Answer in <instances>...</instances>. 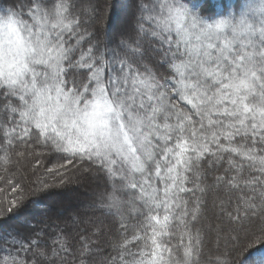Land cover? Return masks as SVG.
Listing matches in <instances>:
<instances>
[{"label":"snow or ice","instance_id":"obj_1","mask_svg":"<svg viewBox=\"0 0 264 264\" xmlns=\"http://www.w3.org/2000/svg\"><path fill=\"white\" fill-rule=\"evenodd\" d=\"M194 3L124 0L122 38L104 45L91 0L0 4V181L17 196L9 203L23 192L9 173L13 155L42 166L51 154L63 162L48 173L96 169L105 178L96 206L118 218L104 245L93 240L102 229L73 240L0 234V264H264V0L219 12ZM215 187L228 195L217 232H227L226 257L209 247L211 228L193 227L205 206L197 193ZM122 209L142 218L131 238Z\"/></svg>","mask_w":264,"mask_h":264},{"label":"trees","instance_id":"obj_2","mask_svg":"<svg viewBox=\"0 0 264 264\" xmlns=\"http://www.w3.org/2000/svg\"><path fill=\"white\" fill-rule=\"evenodd\" d=\"M100 1L101 0H99L98 3L99 5L94 4L92 0L91 3H93V5L96 7L97 12L99 10L101 16V7L103 5V1ZM10 2L11 0H0V4L4 6H8ZM88 2L89 0H82V3L84 4H87ZM116 2L117 0H113V3ZM201 2L202 0H195L194 6H198ZM206 2L209 4V11L219 12L222 10L224 5H234L238 2V0H206ZM99 19L100 17H96V14H93L90 18V22L93 20L95 21L92 24V31L97 33L96 39L102 45L119 41L121 38L118 40L116 38L111 41L109 39H107V41H103L99 37L98 24L101 22ZM112 46H114V44ZM159 72L167 75V72L164 69H159ZM74 75L75 74H70L68 79H72ZM17 151H24L23 146L18 148ZM36 151L47 153L46 149L41 148H36ZM40 159L44 160L45 163H43L42 166H37L35 165V159L29 156L27 152L25 153L24 157L20 158H17L13 155V163L8 166L9 173H13L17 179H20L23 192L19 193L18 204L13 206L9 203V201L11 199H16L17 196L12 194L10 189H6L4 182L0 181V188H5V193L0 194V234L12 232L13 234H19L21 237H30L36 233H41L44 240L49 241L54 234L63 233L70 240H73L85 229L88 230L89 234L93 230L102 229L103 235L100 237L93 236V240H97L99 243L104 245L106 241L104 238L107 235L110 236V233L115 232L117 228L116 221L118 218L106 215L100 207L96 206L98 203L96 200V195H79V200L76 202L77 207H73V209H71L69 212H67L62 206H57L58 208L56 209V204L52 205V199H50V196H61L67 192L70 193L71 196L74 192L78 195V192L75 189L78 186L75 184V182H77L79 178L88 180L87 176L89 175H92L96 179V183H99L98 187L93 185L90 186H92V188H97L99 192L101 187L105 185V178L86 162L82 165H76L75 167L69 166L68 170H62V174L48 173L46 172V168L51 167L52 164L56 162L62 163V159L60 157H53L51 154L41 156ZM221 174H223V169L215 173V175ZM5 175L6 173L4 172L3 167L0 166V176ZM41 181L49 185L46 190L43 188ZM206 184H212L211 178L206 181ZM203 186L205 185H202V187ZM188 187H191V185L189 184ZM86 190L89 191L87 188ZM210 191L211 189L208 188L203 194L197 193V195L200 196V198L204 201L205 206L203 207V215L200 219V222L193 225L195 228H203V224L211 226L216 219L213 210H206L207 206L205 201L207 200V195ZM218 191L219 190H217L212 196L213 204L215 205L218 203L217 205L219 206L222 202L226 204L227 201H225L220 195L216 196V194L222 193ZM185 199L190 198L185 197ZM189 206H191V201ZM82 207L85 208V210L81 211ZM9 208H11L10 212L8 211ZM122 212L126 217V223L129 225L128 235L129 238H131L132 229L141 221L142 218L137 216L135 213L129 215V210L127 209H122ZM88 220V224L83 225L84 222ZM76 222H78V224L81 223L79 224L80 226L74 227L73 225H75ZM110 225L112 227H110ZM177 231H179V227L177 228ZM211 235L212 233L210 232L208 239L211 237ZM210 240L211 239H209V244H211ZM173 243H175V241H173ZM49 247L50 245H41V249L45 251H48ZM104 250H106V248ZM37 264H44V262L37 258Z\"/></svg>","mask_w":264,"mask_h":264},{"label":"rangeland","instance_id":"obj_3","mask_svg":"<svg viewBox=\"0 0 264 264\" xmlns=\"http://www.w3.org/2000/svg\"><path fill=\"white\" fill-rule=\"evenodd\" d=\"M94 4L99 5V0H92ZM103 1V5H102V10H101V16H100V12L98 10V18L100 17V22L98 24V33H99V37L103 40V41H107V39H109L110 41L113 39H120L122 38L119 34L120 32V21H119V17L121 14V10H122V4L124 2V0H117L116 3H113V0H101L100 2ZM92 3V4H93ZM97 17V15H96ZM43 163H45L44 160H42ZM36 165V164H35ZM90 176V177H89ZM88 180L87 179H83V178H79L77 182H75V184L78 186L76 189V191L78 192V195L74 192L72 194V196L70 195V193H65L62 194L61 196L56 195L55 197L53 195L50 196L51 203L52 205H55V208L57 209L59 206L64 207V209L69 212L71 209H73V207H77L76 202L79 200V195H85L87 194L88 196H93L96 195V193L98 192L97 188H92V186H99V183H96V179L92 176L89 175ZM91 183V184H90ZM86 188L89 190L87 191ZM211 191L208 193L207 195V200L206 202V210L211 209L214 211L216 219L215 221L212 223L211 226L203 224L202 227L203 228H211V237L209 239H211V244H209L210 248L213 249V253L214 254H220L223 253L224 256H227V250L230 249V245L227 243L226 237H227V233H223V236L225 237V239L223 240H217V232L220 228L222 227H226V224L223 223V217L220 215V211L221 208L219 205L217 204H213V200H212V196L215 194V192L217 190H219L218 192H222L221 194H216V196L220 195L225 201L228 200V195L226 193V191L222 188H210ZM61 194V193H60ZM53 197V198H52ZM227 203V202H226ZM58 206V207H57ZM85 210V208H81V211ZM87 211L89 212V210L87 209ZM72 214V213H71ZM83 222V221H81ZM89 220L84 222L83 225L88 224ZM81 224V223H79ZM78 224V222H76L75 226H80ZM110 227H112L110 225ZM104 239H109V235H107ZM217 245L219 246V253H216V248Z\"/></svg>","mask_w":264,"mask_h":264}]
</instances>
